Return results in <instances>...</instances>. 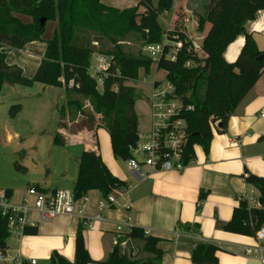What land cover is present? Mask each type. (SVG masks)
Segmentation results:
<instances>
[{
  "label": "trees",
  "instance_id": "trees-1",
  "mask_svg": "<svg viewBox=\"0 0 264 264\" xmlns=\"http://www.w3.org/2000/svg\"><path fill=\"white\" fill-rule=\"evenodd\" d=\"M136 1L135 7L121 10L104 5L102 0H0V95L5 84L32 87L39 83L64 88L67 101L60 112L61 128L66 127L65 117H69L70 123H79L82 118L81 124L90 131L105 129L115 160L128 162L132 158L131 148L140 135L135 110L139 97L137 90L127 83L137 81L141 70L146 75L150 73L153 60L144 54L143 48L162 42L165 31L159 18L171 12L179 0H157L156 4L154 0ZM260 11L264 12V0H217L211 12L197 18V31L204 34L202 49L208 56L203 66L184 68L190 59L184 54L176 63L166 59L159 63V69L169 71L168 80L175 85L177 94L194 106L186 116L187 164L194 158L195 146L209 155L214 131L227 132L229 118L264 74V51L245 28L248 22L256 20ZM48 23H55V29L51 39L44 42ZM175 36L184 39V25L176 24L169 37ZM239 36L245 37V44L237 60L228 63L224 59L225 51ZM34 42H44L46 50L33 77L27 78L20 67L7 63L8 54L3 50L21 51ZM93 54L106 55L113 60L111 77L102 91L88 73ZM71 81L74 85L69 87ZM86 104L91 105V112L85 109ZM21 110V105L12 106L10 117L15 118ZM61 139L56 135L55 144L63 145ZM78 164V178L72 192L75 201L94 190L107 199L115 191L128 189V184L112 175L97 151H84ZM16 167L25 170L18 164ZM246 183L258 192L260 207L253 209L247 199H241L231 221L223 225V231L256 237L264 226V179L248 175ZM8 194L11 195V191ZM205 198L206 194H202L200 202ZM200 207L199 204L198 211ZM176 230L190 236L200 234L198 224L177 223ZM83 232L84 226L80 224L74 262L54 251L50 264L91 262ZM36 234V230L26 233ZM10 236L6 219L0 217V253L8 251ZM124 242L128 243L123 248ZM160 243V239L133 229L119 239L102 264H162L164 253ZM219 251L220 248L212 243L193 245L191 261L193 264H219Z\"/></svg>",
  "mask_w": 264,
  "mask_h": 264
},
{
  "label": "crops",
  "instance_id": "crops-1",
  "mask_svg": "<svg viewBox=\"0 0 264 264\" xmlns=\"http://www.w3.org/2000/svg\"><path fill=\"white\" fill-rule=\"evenodd\" d=\"M180 1L177 3L181 5ZM177 6L175 3L173 20L177 17ZM182 6L185 8L184 4ZM245 28L253 36L264 34V12H258L256 20L248 22ZM41 43H30L21 51L5 48L7 63L20 67L25 77H33L46 50V44ZM244 44L245 37L239 36L225 51L224 59L234 63ZM129 83L127 85L130 86ZM263 108L264 74L229 118L227 132L218 134L214 131L208 156L200 146H195L194 158L183 171L152 172L144 168V175L132 173L128 162L115 160L110 136L105 129L90 131L83 126L84 129L78 132L73 128L74 123L66 122L67 117L66 127L61 128L59 115L54 135L62 138L63 145L55 144V136L51 142L61 147L64 155L46 159L42 163L44 174L41 181H34L32 186L36 185L45 192L72 193L79 173V157L84 151H97L112 175L128 184V189L111 194L116 204L109 209L100 208L108 198L99 191H90L81 203L83 219L59 217L35 229L37 234L34 236L16 237L18 246L14 250L8 247V251L13 255L20 253L25 259H36L39 264L49 262L56 251L74 262L77 229L83 224L85 247L91 261L105 262L114 250L117 236L121 234L124 237L131 230L138 229L161 240L162 264H193L192 246L203 242L220 248L217 254L219 264H260L259 255L245 253L247 249L259 246L256 237L227 233L223 231V225L231 221L241 199H247L249 204L252 198L257 199L258 192L246 183V177L252 175L264 179V119L258 118ZM149 110L148 119L137 114L140 137L146 136L151 129L150 98ZM32 186L24 188L0 183V190L11 191L12 201L20 204ZM202 194H206V198L200 202ZM124 203L128 207H123ZM177 223L198 224L200 234L190 236L178 232ZM118 228H121L120 233ZM128 241L131 242L130 239ZM124 243L123 248L128 242ZM260 245L264 255V243Z\"/></svg>",
  "mask_w": 264,
  "mask_h": 264
},
{
  "label": "built area",
  "instance_id": "built-area-1",
  "mask_svg": "<svg viewBox=\"0 0 264 264\" xmlns=\"http://www.w3.org/2000/svg\"><path fill=\"white\" fill-rule=\"evenodd\" d=\"M176 17L168 23L167 30L163 34V40L157 45H148L143 48L144 54L153 60V65L158 71L165 75L164 79H155L151 84L152 93L150 96L151 106V129L144 136L139 137L137 144L131 148L132 158L128 161L132 173L144 175V168L152 172L183 171L188 165L185 162L188 147V124L186 116L194 110V106L186 103L178 94L176 87L168 80L169 71L159 69V63L166 59L176 63L180 55L189 56L190 59L184 64L186 69H194L203 66L207 54L203 51L202 45L198 46L188 36L179 39L177 36L171 39L169 35L174 32L178 22ZM189 22V20H186ZM152 65V66H153ZM113 60L109 56L93 54L91 57L88 73L96 82L98 89L103 87L111 77ZM74 84L71 81L69 87ZM115 86L114 90L117 91ZM258 118L264 119V108L258 113ZM80 201H75L71 192L67 191H42L39 187H29L26 197L20 204H15L8 192L0 190V217L5 218L7 229L10 235L17 238L24 237L28 231L35 230L43 224L50 223L59 217L84 218L83 206ZM116 200L109 196L107 202L100 204L101 209H109ZM250 206L253 209L260 207L256 198L251 199ZM123 207H128L127 203ZM121 228H118L120 233ZM148 235V233H145ZM123 236L119 234L116 244ZM256 240L259 246L256 249H247V255H259L260 264H264L263 248L264 226L257 232ZM125 243H122L124 246ZM0 264H39L36 259H25L20 253L11 254L9 251L0 253ZM88 264H102L91 261Z\"/></svg>",
  "mask_w": 264,
  "mask_h": 264
},
{
  "label": "rangeland",
  "instance_id": "rangeland-1",
  "mask_svg": "<svg viewBox=\"0 0 264 264\" xmlns=\"http://www.w3.org/2000/svg\"><path fill=\"white\" fill-rule=\"evenodd\" d=\"M154 2L156 4L157 0ZM210 2L211 0H181V5L176 2V6L179 4L176 10L179 19L177 24L186 26L188 36L198 46L202 45L204 34L197 31V18L199 15L206 14ZM102 3L106 6L127 9L134 7L137 1L102 0ZM175 9L174 7L171 12L159 18L164 31L167 30L166 25L175 17ZM140 10L143 11L141 8ZM22 19L25 22L30 21L28 18ZM52 28H55V23H48L43 41L46 42L52 37ZM253 38L257 46L264 50V34L256 33ZM156 78L164 79L165 75L153 65L148 75L140 71L138 80L129 83L137 90L139 98L136 112L141 118H150L151 88L149 85ZM102 89L103 87H99V91ZM66 101L67 93L63 88L48 87L39 83H35L32 87L5 84L3 93L0 95V183L24 188L28 185L32 186L34 181H41V176L44 174L42 163L46 159L64 155L61 147L54 145L51 141L55 136L61 107L66 104ZM14 105H21L22 110L15 118H11L10 109ZM85 109L91 112V105L86 104ZM81 119L79 118V123L73 124V128L78 132L84 129L80 122ZM66 122L71 124L69 117ZM17 164L25 170H18ZM18 243L15 235H11L7 240V245L11 250H14ZM43 264H50V262Z\"/></svg>",
  "mask_w": 264,
  "mask_h": 264
},
{
  "label": "water",
  "instance_id": "water-1",
  "mask_svg": "<svg viewBox=\"0 0 264 264\" xmlns=\"http://www.w3.org/2000/svg\"><path fill=\"white\" fill-rule=\"evenodd\" d=\"M217 4V0H211L209 6H208V12H211L215 5ZM42 24H45V21H42Z\"/></svg>",
  "mask_w": 264,
  "mask_h": 264
}]
</instances>
